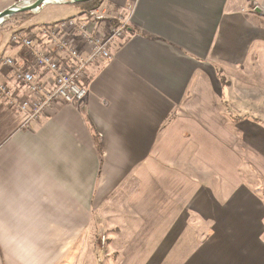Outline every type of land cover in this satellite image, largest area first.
<instances>
[{
    "label": "crops",
    "instance_id": "1",
    "mask_svg": "<svg viewBox=\"0 0 264 264\" xmlns=\"http://www.w3.org/2000/svg\"><path fill=\"white\" fill-rule=\"evenodd\" d=\"M100 7L130 25L82 109L28 120L0 94V264H264V0ZM39 28L11 30L0 60L29 68L10 38ZM0 86L29 96L3 64Z\"/></svg>",
    "mask_w": 264,
    "mask_h": 264
},
{
    "label": "built area",
    "instance_id": "2",
    "mask_svg": "<svg viewBox=\"0 0 264 264\" xmlns=\"http://www.w3.org/2000/svg\"><path fill=\"white\" fill-rule=\"evenodd\" d=\"M129 25V11L113 14L99 6L40 27L36 38L13 32L11 43L28 52L31 66H20L9 58L1 59L0 64L9 68L15 82L27 87L29 96L17 102L4 86H0V94L28 120L37 118L56 101L82 109L88 68L112 58L111 49L124 38ZM39 41L45 47H37Z\"/></svg>",
    "mask_w": 264,
    "mask_h": 264
},
{
    "label": "rangeland",
    "instance_id": "3",
    "mask_svg": "<svg viewBox=\"0 0 264 264\" xmlns=\"http://www.w3.org/2000/svg\"><path fill=\"white\" fill-rule=\"evenodd\" d=\"M16 1V0H15ZM23 0H18L15 4L22 3ZM14 1L9 0L8 4ZM14 5V4H13ZM73 7L69 4H46L41 7V11L37 14H32L23 19L19 24L15 25L10 22V18L16 19V21L20 20L21 15H13L6 19V21L0 25L3 30L0 34V42L7 41L9 42L10 31L16 28L21 27L22 25H30V26H39V27H48L53 23H56L60 20H65L70 16ZM7 39V40H6ZM94 233V235H93ZM83 242L90 244V246L95 247L96 249H103L106 246V238L102 236V234H97L95 231L92 232L91 228L88 233H85L82 238ZM102 252V251H101ZM103 255V254H102Z\"/></svg>",
    "mask_w": 264,
    "mask_h": 264
},
{
    "label": "water",
    "instance_id": "4",
    "mask_svg": "<svg viewBox=\"0 0 264 264\" xmlns=\"http://www.w3.org/2000/svg\"><path fill=\"white\" fill-rule=\"evenodd\" d=\"M91 0H56V4H78V3H86ZM47 4V0H32L29 3H19V4H14L3 11L0 12V21H4L7 18L20 14V13H32L38 9H40L43 5Z\"/></svg>",
    "mask_w": 264,
    "mask_h": 264
},
{
    "label": "trees",
    "instance_id": "5",
    "mask_svg": "<svg viewBox=\"0 0 264 264\" xmlns=\"http://www.w3.org/2000/svg\"><path fill=\"white\" fill-rule=\"evenodd\" d=\"M102 1L103 0H91V1H88L86 3H78V4H73V6L79 8L81 11H88V10H93V9H96L98 8L101 4H102ZM18 15H23V14H18ZM31 14H26V16L23 18L25 19L27 16H29ZM94 142H95V145H96V149L98 151V154L101 155V152H100V146H99V141L95 138L94 136Z\"/></svg>",
    "mask_w": 264,
    "mask_h": 264
},
{
    "label": "bare ground",
    "instance_id": "6",
    "mask_svg": "<svg viewBox=\"0 0 264 264\" xmlns=\"http://www.w3.org/2000/svg\"><path fill=\"white\" fill-rule=\"evenodd\" d=\"M56 0H47V4H54ZM56 4V3H55ZM3 21H0L2 23Z\"/></svg>",
    "mask_w": 264,
    "mask_h": 264
}]
</instances>
